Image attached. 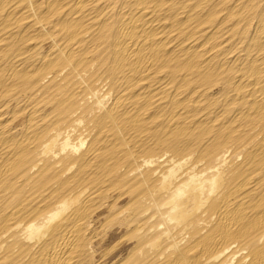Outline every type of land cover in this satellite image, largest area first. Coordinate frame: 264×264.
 Instances as JSON below:
<instances>
[{"label": "bare ground", "instance_id": "6f19581e", "mask_svg": "<svg viewBox=\"0 0 264 264\" xmlns=\"http://www.w3.org/2000/svg\"><path fill=\"white\" fill-rule=\"evenodd\" d=\"M0 264H264V0H0Z\"/></svg>", "mask_w": 264, "mask_h": 264}]
</instances>
